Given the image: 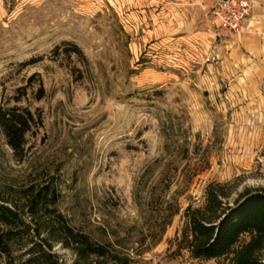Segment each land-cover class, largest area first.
I'll use <instances>...</instances> for the list:
<instances>
[{"label": "rangeland", "instance_id": "1", "mask_svg": "<svg viewBox=\"0 0 264 264\" xmlns=\"http://www.w3.org/2000/svg\"><path fill=\"white\" fill-rule=\"evenodd\" d=\"M153 1L0 0V106L43 116L21 155L0 129V199L27 212L53 185L69 224L130 264H235L195 257L188 211L210 186L230 202L264 188V59L230 55L236 34L211 8L199 63L188 37L159 33L175 21ZM54 246L73 264L74 246ZM26 251L14 245L15 264Z\"/></svg>", "mask_w": 264, "mask_h": 264}, {"label": "trees", "instance_id": "2", "mask_svg": "<svg viewBox=\"0 0 264 264\" xmlns=\"http://www.w3.org/2000/svg\"><path fill=\"white\" fill-rule=\"evenodd\" d=\"M70 52L83 56L77 45H72ZM44 94L41 87L39 100ZM42 126L39 110L0 106V129L17 155L23 154L28 134ZM60 198V191L47 184L27 212L0 199V264H15L17 242H24L25 254L29 256L20 264H62L54 252V243L60 239L76 248L73 264H88L92 259L97 264H130V259L123 257L113 243L95 240L70 225L58 210ZM228 198L224 187L210 186L204 207L189 209L195 257L217 260L234 254L235 264H264V188L246 189L232 202Z\"/></svg>", "mask_w": 264, "mask_h": 264}, {"label": "crops", "instance_id": "3", "mask_svg": "<svg viewBox=\"0 0 264 264\" xmlns=\"http://www.w3.org/2000/svg\"><path fill=\"white\" fill-rule=\"evenodd\" d=\"M251 1L253 10L249 22L241 33L233 36L231 40L225 41L227 44L225 48H234L230 55L234 52L239 55L240 51H244L250 57L264 59V0ZM154 2L164 6L162 9L163 21H167V23L171 20L175 21V25L171 24L172 26L169 27L168 24H161L159 33L167 36L188 37L190 48H185V54L189 57L195 56L199 63L204 61L211 50L210 45L213 40L205 30L208 12L213 8L215 0H156L153 1V4ZM187 39H184L185 42ZM219 50L220 53H225L222 47ZM189 57L188 59H190Z\"/></svg>", "mask_w": 264, "mask_h": 264}, {"label": "built area", "instance_id": "4", "mask_svg": "<svg viewBox=\"0 0 264 264\" xmlns=\"http://www.w3.org/2000/svg\"><path fill=\"white\" fill-rule=\"evenodd\" d=\"M252 10L251 0H215L212 14L221 30L239 34L249 22Z\"/></svg>", "mask_w": 264, "mask_h": 264}]
</instances>
